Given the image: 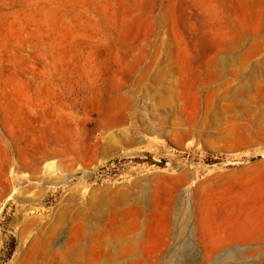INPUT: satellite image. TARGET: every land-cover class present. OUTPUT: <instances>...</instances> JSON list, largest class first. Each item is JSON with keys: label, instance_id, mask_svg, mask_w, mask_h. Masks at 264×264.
<instances>
[{"label": "rangeland", "instance_id": "374dc122", "mask_svg": "<svg viewBox=\"0 0 264 264\" xmlns=\"http://www.w3.org/2000/svg\"><path fill=\"white\" fill-rule=\"evenodd\" d=\"M0 264H264V0H0Z\"/></svg>", "mask_w": 264, "mask_h": 264}, {"label": "water", "instance_id": "95a60500", "mask_svg": "<svg viewBox=\"0 0 264 264\" xmlns=\"http://www.w3.org/2000/svg\"><path fill=\"white\" fill-rule=\"evenodd\" d=\"M263 156H258V157H255V158H251V159H249V160H247V161H242V162H240V163H243V164H246V163H249V162H253V161H256V160H258V159H261ZM121 159V157H118V158H116V159H114V160H112V161H109L108 163H107V165H110V164H112V163H114V162H116V161H119Z\"/></svg>", "mask_w": 264, "mask_h": 264}]
</instances>
